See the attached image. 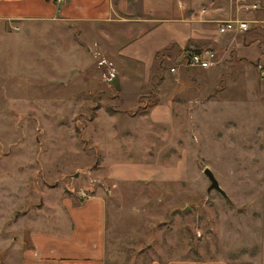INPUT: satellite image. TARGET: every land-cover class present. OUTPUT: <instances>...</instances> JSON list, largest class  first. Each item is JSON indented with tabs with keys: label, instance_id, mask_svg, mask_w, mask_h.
Returning a JSON list of instances; mask_svg holds the SVG:
<instances>
[{
	"label": "rangeland",
	"instance_id": "374dc122",
	"mask_svg": "<svg viewBox=\"0 0 264 264\" xmlns=\"http://www.w3.org/2000/svg\"><path fill=\"white\" fill-rule=\"evenodd\" d=\"M256 1L259 7L253 8V12L264 10V0ZM257 24L261 27L262 23ZM14 33L19 31L14 30ZM24 45L17 37H12L10 94L5 96L7 105L0 106L3 109L0 110V152L11 149L12 157L3 160L1 157L0 166L3 163L5 167L0 169H19L18 164L29 161L30 150L31 154L41 153L42 158V152L53 148L54 161L43 159L47 165L42 164V175L33 174L31 181L38 185L39 180L34 178H41L42 189L50 186L48 190L54 197L67 194L68 188L77 194L81 190L87 195L99 186H111L113 193L108 199L110 257L107 264H151L162 256L174 254V251L186 252L188 256L200 252L204 255L220 253L237 260V264H260V257L264 260V74L259 67L260 60L250 64L255 70L252 75L254 85L239 73L233 80L227 75L229 71L216 74L214 67L205 72L201 80L178 78L172 68H181L185 72L184 59H166L163 67L159 66L158 60L153 66L152 80H139L141 85L136 103L127 101L123 104L116 99L109 100L116 91L115 85L109 83L115 72V65L111 62H97L96 78H88L87 61L79 55L81 51L74 47H60L58 79H40L39 75L43 74L40 72L33 73V78L29 79L31 69L27 60L22 59ZM83 49L87 46L80 50ZM91 56L90 62L94 59L93 53ZM261 62L264 64L263 60ZM225 66L229 70L232 68L231 64ZM137 67L143 68L142 65ZM168 72L172 77L171 80H161L160 97L156 82ZM74 76L81 78L74 79ZM122 82L129 94L138 85L124 78ZM57 83L65 96L75 89L74 92L79 94H86L92 88L95 93L104 90L106 96L102 92L97 95L99 99H106L109 105L130 114L141 98L170 100L171 123L163 128L153 126L147 144L148 148L159 144L157 150L172 166L181 160L186 168L185 179L170 181L164 194L160 189L162 182L157 180L140 182L136 187L97 182L95 178L99 176L98 166L105 150L104 144H100L93 134L97 124L92 119L97 113V105L90 108L85 105L73 111L68 104L52 106L36 101L45 86L52 84L55 87ZM77 107L75 105L74 109ZM126 107L129 109L125 110ZM50 120L53 124L56 122L52 127ZM121 123L120 120L118 125L122 126ZM9 137L14 143L10 148L6 146ZM36 137L39 144L35 143ZM124 139L119 136L116 142L107 143L108 148L117 151V161H123L127 154ZM131 153L132 158H138L137 153L141 152L133 149ZM31 160L35 161L34 158ZM38 161L40 164V158ZM206 166L212 169L227 196L217 189L209 190L211 181L203 170ZM32 193L34 200L41 198L35 190ZM28 207L30 204H20L12 217Z\"/></svg>",
	"mask_w": 264,
	"mask_h": 264
},
{
	"label": "crops",
	"instance_id": "0c3cea01",
	"mask_svg": "<svg viewBox=\"0 0 264 264\" xmlns=\"http://www.w3.org/2000/svg\"><path fill=\"white\" fill-rule=\"evenodd\" d=\"M229 18L258 20L262 24L261 27L253 24L243 32H219L220 21ZM14 30L19 33H14ZM263 32L264 10L253 12V8L238 0H0V106L7 105L5 96L10 94V47L14 36L25 44L21 52L22 59L27 60L26 64L31 69L29 79L33 78V73L40 72L43 73L39 75L40 79L50 77L57 80L60 47H74L87 61L88 78H96L95 68H98L97 62L101 64V59L114 64L122 86L116 88L109 100L134 104L140 92L139 80H152L153 66L158 60L164 62L175 57L185 61L190 52L202 48L216 50V64L202 68L185 61L184 71L188 70V73L185 74L181 68H172L178 78L201 80L205 72L214 67L216 74L229 71L227 75L233 80L239 73L254 85L252 75L255 70L250 64L264 59ZM85 46L87 49L80 50ZM91 53L94 56L92 62L89 61ZM226 64L232 65L231 70L226 69ZM171 77L168 72L163 74L162 80H171ZM122 78L138 84L132 89V94L123 87ZM42 91L40 98L36 99L41 104H68L73 111L81 106L90 108L97 105V113L92 119L97 124L93 134L105 148L98 166L99 176L95 178L97 182L103 181L107 185L125 183L136 187L140 182L157 180L162 182L160 189L164 194L170 181L185 179L186 168L181 160L172 166L157 150L159 144L154 148H148L147 144L148 133L153 126L163 128L171 123L170 100L160 98L147 112L130 114L109 105L106 99H99L97 95L104 90L95 93V88H92L86 94H79L74 92L77 91L75 89L65 96L57 83L55 87L52 84L45 86ZM157 92L161 97V86ZM131 96L134 99L130 100ZM75 105L78 107L74 109ZM120 120L122 126L118 125ZM55 124L50 120L51 127ZM119 136L125 138L128 147L123 161H117V151L107 147V143L116 142ZM10 140L9 137L6 141L9 148ZM35 143L39 144L37 137ZM133 149L141 152L137 153L138 158H132ZM48 150L42 152V158L41 153L31 154L30 150L29 161L18 164L19 169H0V264H107L110 257L108 199L113 193L112 187L99 186L87 195L80 190L78 194L73 191V196L67 192L58 194L59 198L54 197L48 190V184L47 189H42L41 178L35 179L42 175V164L54 161L53 148ZM1 157L2 160L10 159L12 150L0 152ZM32 158L37 163L32 162ZM1 164L0 167H5ZM54 173L58 171L54 170ZM33 174L36 175L34 180H39L38 185L31 181ZM34 190L41 198L34 200V194H31ZM20 204H30L31 207L12 217ZM172 253L151 264H237V260L220 253L207 256L202 252L190 256L186 252ZM260 259V264H264L263 257Z\"/></svg>",
	"mask_w": 264,
	"mask_h": 264
},
{
	"label": "built area",
	"instance_id": "2783aa9c",
	"mask_svg": "<svg viewBox=\"0 0 264 264\" xmlns=\"http://www.w3.org/2000/svg\"><path fill=\"white\" fill-rule=\"evenodd\" d=\"M238 1H241L245 6H248L250 8L259 7L258 1H251V0L250 2L249 0H238ZM252 23L253 21L248 20V19L229 18V19L221 20L219 23L218 29H219V32H222V33L228 32V31L243 32V31L250 29L253 26ZM257 23H259V21L255 20L254 24H257ZM15 28H18V26H15ZM263 46H264V40H263ZM185 61L191 65L200 66L202 68H209L216 64V62L218 61V55H217L216 50L214 49L202 48V49L190 52L185 58ZM260 62H259V67L262 69V73L264 74V64ZM100 63L101 64L107 63V60L103 58L101 59Z\"/></svg>",
	"mask_w": 264,
	"mask_h": 264
},
{
	"label": "water",
	"instance_id": "95a60500",
	"mask_svg": "<svg viewBox=\"0 0 264 264\" xmlns=\"http://www.w3.org/2000/svg\"><path fill=\"white\" fill-rule=\"evenodd\" d=\"M109 83L114 84L117 89L120 88L119 77H118L117 73H115V72L113 73L112 77L109 79ZM203 170L211 181V184L209 186V190L210 189H217L223 195L227 196V192L220 185L219 180L217 179V177L214 174V172L212 171V169L210 167L206 166Z\"/></svg>",
	"mask_w": 264,
	"mask_h": 264
},
{
	"label": "trees",
	"instance_id": "16d2710c",
	"mask_svg": "<svg viewBox=\"0 0 264 264\" xmlns=\"http://www.w3.org/2000/svg\"><path fill=\"white\" fill-rule=\"evenodd\" d=\"M163 64H164L163 60L159 61L160 67H163ZM162 79H163V75H161L159 77V80L156 82V86L161 82ZM156 103H158L157 99L150 101L149 99L144 100L143 98H141L139 100V104H138L137 108L135 109V111L133 113L138 114V113L147 112L148 109L150 107L154 106ZM96 109H97V106H96ZM67 191L69 192L70 195L73 196V190L71 191L70 189H68Z\"/></svg>",
	"mask_w": 264,
	"mask_h": 264
},
{
	"label": "bare ground",
	"instance_id": "6f19581e",
	"mask_svg": "<svg viewBox=\"0 0 264 264\" xmlns=\"http://www.w3.org/2000/svg\"><path fill=\"white\" fill-rule=\"evenodd\" d=\"M115 71V70H114Z\"/></svg>",
	"mask_w": 264,
	"mask_h": 264
}]
</instances>
